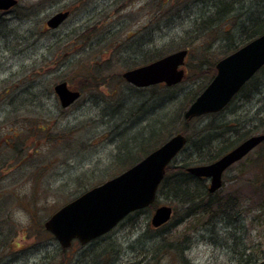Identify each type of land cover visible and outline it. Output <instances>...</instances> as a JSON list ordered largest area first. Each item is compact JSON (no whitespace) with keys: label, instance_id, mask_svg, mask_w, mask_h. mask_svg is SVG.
<instances>
[{"label":"rangeland","instance_id":"1","mask_svg":"<svg viewBox=\"0 0 264 264\" xmlns=\"http://www.w3.org/2000/svg\"><path fill=\"white\" fill-rule=\"evenodd\" d=\"M234 1L18 0L14 10L0 14V264H240L233 249L264 250L263 144L225 172L208 215H189L188 205L157 196L114 236L66 250L43 227L62 206L180 133L181 108L186 110L198 87L212 78L195 76L193 67L205 61L215 66L237 48L240 40L236 32L231 35L237 18L247 24L264 0ZM227 5L234 14L228 16ZM63 11H70L65 23L47 30L46 21ZM217 12L226 19L219 20ZM207 17L212 31L206 30ZM184 49L187 78L168 91L136 90L121 78L129 69ZM60 82L81 93L66 109L53 92ZM248 88L220 116L193 121L189 131L197 136L211 125V132L197 138L217 133L221 145L238 141L228 151L254 136L241 139L264 119V80L257 89ZM220 121L234 132L221 135L215 130ZM125 143L130 149L121 158ZM208 146L205 155L218 150ZM189 148L172 167L204 157ZM235 201L240 218L224 215L221 207ZM163 205L173 209L172 219L154 231L148 224ZM141 236L143 249L137 243Z\"/></svg>","mask_w":264,"mask_h":264},{"label":"water","instance_id":"2","mask_svg":"<svg viewBox=\"0 0 264 264\" xmlns=\"http://www.w3.org/2000/svg\"><path fill=\"white\" fill-rule=\"evenodd\" d=\"M16 4L17 0H0V11ZM67 16L68 12L57 13L47 20L46 25L56 29ZM187 53L186 49L180 50L150 64L127 70L122 73V78L138 88L162 83L168 87L175 86L184 78ZM263 66L264 33L216 63L214 77L185 110L184 119L189 121L223 110ZM53 90L62 108H67L80 97V93L70 90L65 82L58 83ZM262 142L264 134L251 136L218 160L188 167L186 172L196 178L210 179L208 192L214 193L222 186L224 171ZM186 143L187 139L182 134L173 135L123 173L61 207L45 221L44 229L62 249L69 248L74 240L84 245L108 233L130 213L154 203L166 168ZM172 215L170 206H160L154 210L150 224L158 228L166 224ZM260 264H264V260Z\"/></svg>","mask_w":264,"mask_h":264},{"label":"trees","instance_id":"3","mask_svg":"<svg viewBox=\"0 0 264 264\" xmlns=\"http://www.w3.org/2000/svg\"><path fill=\"white\" fill-rule=\"evenodd\" d=\"M232 1L236 2L234 0H230V2H232ZM224 5H226V4H224ZM260 6H261V9L259 8V11H258L259 16L257 15L256 17L253 18L250 15H248L249 17H251V20H248V18H247V20H248V21L246 20L247 24L245 23L246 18L242 19V20H239V17L237 18V22L234 25V29L231 31V35H234L236 32V34H237L236 37L239 38V40H240V43H238L240 47L264 33V12L262 10V9H264V1L261 3ZM226 7H228V16L234 14V9H232L228 5ZM217 17L219 20L226 19V17H220L218 12H217ZM205 22H207L209 24L207 26L206 30L208 31V29L211 28V31H212V19L207 17ZM219 23H217L215 25H218ZM214 30H215V28H214ZM229 30H230V28H229ZM239 46H236L237 48H233L232 52L235 51L236 49H238ZM188 55H189V51H188ZM204 67H206V69H202ZM193 69L195 70V74H194L195 76H200V77H203L204 79L206 77L209 78L211 76L213 78V76H214L213 72L215 74V66H213L211 64V62L209 63V61L202 62V64L200 66H195V67H193ZM186 78H187V74H186L184 79H186ZM263 80H264V67H262L259 71H257V73L241 88V90L238 92V94L236 96H239L242 93L246 94L247 90H251V88H248L250 85H252L253 89H257L259 84ZM157 87L165 88V90H167V91L169 89L173 88V87L167 88L163 85H160ZM203 89H204L203 87H200V86L198 87V89L196 91L197 95L195 96V98L198 96V94ZM144 90H146V89H144ZM195 98H191L189 100V102H191V101L193 102V100ZM184 109H185L184 107L181 108L178 117H180V119H181L180 125L183 126V129L180 131V133H182L183 135L186 136L187 145L182 150V152L179 154V156L182 157V154L184 152H191V148H189V146H190V147H192L193 152L196 151L198 153V155L203 154L204 157L201 159H198V160L196 159L197 160L196 162L185 161L183 159L182 163L178 167H172L171 165H169L166 169L165 177H164L163 181L161 182V184L158 188L157 196H164V199L170 200V202L173 205H177V201H180L183 204L188 205L189 206V208H188V214L189 215H191V214H193L195 216L204 215V214L208 215L213 210L214 205H211V202H212V199H214V197L216 196V193L213 195H210L209 193H207V184L204 182V180L193 177L192 175H190L189 173L186 172V168L190 167V166H194V165H203V164H209V163L214 162L215 160L219 159L222 155H224L229 149H231L238 141L233 146H229V142L227 140H225L224 143L221 145L220 143H218L220 138H219V135L217 133L211 138H210V134H209V135H207L208 137H206V138L202 137L204 139H198L197 138L198 135L205 132L206 130H208V128H209L208 126H211V125L203 126L202 129L199 130V133L197 134V136H195L194 133H197V131L194 130L195 132L193 133L191 130L189 131L188 127H189V124L191 122L199 120V119H195L192 121L185 120L183 118V113L185 111ZM224 111H222L221 113L209 115L206 117H209V118L210 117H212V118L218 117ZM204 118L205 117H203L201 119H204ZM218 124L219 125H217L218 127H216L215 130H218V129L222 130L221 135L230 133V130L232 132H234V129L228 128L229 126H227V124L225 122L220 121ZM228 129H230V130H228ZM206 132H211V131L208 130ZM261 132H262V134H264V119H262V118L259 121V125L253 127V129H249L248 131H246L247 134L244 135V137H242L241 139L247 138L249 135H252V134H254V135L259 134ZM149 134H153V131L150 132ZM234 136H235V134H234ZM241 139H239V140H241ZM206 140H208V142H205ZM128 144L129 143H125V146L123 145L125 149L120 151L121 154H119V156L120 157L122 156L121 158H123V154H125V152L130 149V148H128ZM211 144L216 145L211 150H217V149L218 150L215 153H209V154L205 155L204 154L205 149L209 148L210 146H208V145H211ZM262 144L264 145V143H262ZM126 147H127V150H126ZM121 148L122 147H120L118 150H120ZM123 151H124V153H123ZM260 157L261 158L263 157V159H264V150H262L260 152ZM121 158H120V160H121ZM189 158H191V157H189ZM192 184H194V186H193L194 189H192V191H191L190 189H191ZM169 185H174V186H169ZM181 185H184V187H185L184 190L180 189ZM253 185H257V184L253 182ZM175 200H177V201H175ZM195 201H197V202L195 203ZM263 206H264V203L262 204V207ZM221 208L223 209L222 211H223L224 215L225 214L228 215L231 213L230 215H234L235 218H240L239 215L234 213V210L235 211L239 210L237 203H235L234 205L232 204L229 207H226V205H225L224 208L223 207H221ZM243 249H244L243 251L239 250L238 252L235 249L232 250V253L240 258V261H239L240 264H258L264 258V250L263 249H259L256 251L253 250L250 253H249L248 249H246V250H245V248H243ZM61 252H64V251L61 250Z\"/></svg>","mask_w":264,"mask_h":264},{"label":"flooded vegetation","instance_id":"4","mask_svg":"<svg viewBox=\"0 0 264 264\" xmlns=\"http://www.w3.org/2000/svg\"><path fill=\"white\" fill-rule=\"evenodd\" d=\"M18 1V0H17ZM17 7V5L16 6H14V7H12V8H10V9H8V10H4V11H0V14L1 15H4V14H6V13H10L12 10H14L15 8ZM63 12H68V17L70 16V11H63ZM57 13H60V12H57ZM57 13H55V14H57ZM54 14V15H55ZM52 17V16H51ZM50 17V18H51ZM45 25H46V23H45ZM47 30H49V29H47ZM49 31H51V30H49ZM203 118V117H202ZM208 181V180H207ZM209 182H210V179H209V181L207 182L208 184H209ZM208 186V185H207ZM218 192V191H217ZM216 192V193H217ZM215 194V193H214ZM211 195H213V194H211ZM235 203H237V206H238V202L237 201H235ZM134 214H136V215H142L143 214V212L141 213V212H138V213H134ZM132 214H130L127 218H125L124 220H122L118 225H117V227H115L113 230H111L110 232H108V233H106V234H104V235H102V236H100V237H98V238H96V239H94V240H92L91 242H100V241H104V239H106V238H108V237H110L111 235L112 236H114V233L116 232V230H118V228H120V227H122L123 225H124V223L126 222V221H128L129 219L131 220V216ZM129 220V221H130ZM129 221H128V223H129ZM170 222V221H169ZM168 222V223H169ZM167 223V224H168ZM150 223L148 224V228H150ZM164 226H166V225H163L162 227H164ZM162 227H159V228H152V230H154V231H159L160 229H162ZM144 240H146V238L144 237V236H141V240H139V241H137V243H140V246H141V249H143V247H144V244H143V242H144ZM90 242V243H91ZM111 242H112V240H111ZM76 242H74L72 245H74ZM89 243V244H90ZM89 244H87L88 246H89ZM87 245H84V246H87ZM81 246V245H80ZM87 246V247H88ZM72 247V246H71ZM83 247V246H82ZM85 248V247H84ZM143 252V250H141V253ZM86 253V251H82V254H85ZM146 253H148V251L146 252ZM100 255V254H99ZM142 256H143V253H142ZM85 257V255L83 256V258ZM98 264H100V263H98Z\"/></svg>","mask_w":264,"mask_h":264},{"label":"bare ground","instance_id":"5","mask_svg":"<svg viewBox=\"0 0 264 264\" xmlns=\"http://www.w3.org/2000/svg\"><path fill=\"white\" fill-rule=\"evenodd\" d=\"M261 1V0H260ZM243 18V17H242Z\"/></svg>","mask_w":264,"mask_h":264}]
</instances>
